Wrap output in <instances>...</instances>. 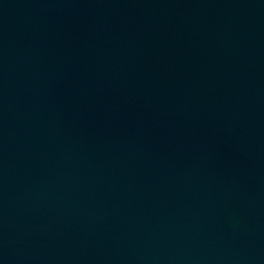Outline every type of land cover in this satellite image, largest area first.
Returning <instances> with one entry per match:
<instances>
[{
	"label": "water",
	"instance_id": "95a60500",
	"mask_svg": "<svg viewBox=\"0 0 264 264\" xmlns=\"http://www.w3.org/2000/svg\"><path fill=\"white\" fill-rule=\"evenodd\" d=\"M0 264H264V0H0Z\"/></svg>",
	"mask_w": 264,
	"mask_h": 264
}]
</instances>
